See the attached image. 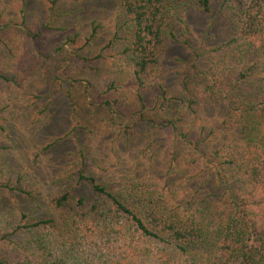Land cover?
Wrapping results in <instances>:
<instances>
[{"label": "rangeland", "instance_id": "rangeland-1", "mask_svg": "<svg viewBox=\"0 0 264 264\" xmlns=\"http://www.w3.org/2000/svg\"><path fill=\"white\" fill-rule=\"evenodd\" d=\"M209 1L210 11L204 13L192 0H167L174 36L165 34L155 87L144 93L142 108L133 95L132 65L124 53L129 44L124 0H24L22 7L20 0H3L10 15L20 8L26 14V29L4 32V40L16 50H22L29 32L39 35L37 45L46 52L66 34L80 32L85 38L92 25L96 28L87 44L80 41L53 62L47 60L42 74L20 79L21 98L4 114L6 128L0 130V173L20 175L29 193L0 189V226L21 213L27 216L24 223L54 222L42 234L25 231L20 236L23 242L32 239L38 264H211L216 227L230 205L214 167L233 158L245 173L260 159L264 74L258 52L249 51L239 39L230 1ZM174 10L178 12L172 16ZM100 50L102 61L96 58ZM75 79L103 84L114 80L118 92L107 97L123 106L116 104L109 112L94 106L87 83H73ZM157 84L165 89L170 108L153 112ZM6 88L0 82L1 97ZM190 98L197 104L187 116ZM198 128L206 129L199 138ZM216 149L230 156L220 158ZM89 178L117 195L149 228L163 227L164 221L188 229L197 225L205 241L184 254L167 231L160 239L141 235L96 197ZM65 194L69 200L57 207L56 199ZM79 197L86 207L100 201L93 225L79 221L81 226H73ZM153 205L161 207L159 214L147 209Z\"/></svg>", "mask_w": 264, "mask_h": 264}, {"label": "trees", "instance_id": "trees-1", "mask_svg": "<svg viewBox=\"0 0 264 264\" xmlns=\"http://www.w3.org/2000/svg\"><path fill=\"white\" fill-rule=\"evenodd\" d=\"M20 1L22 7L24 0ZM192 1L199 11L204 13L210 11L209 0ZM227 1H230L233 15L238 23L239 39L249 51L258 52V63L260 64L258 66L264 74V0ZM122 9L129 21V44L126 45L124 53L127 54L132 65L133 95L139 105L145 108L144 93L155 87L159 48L165 34L174 36L171 29L173 21L170 23L169 20L171 5L167 3V0H124ZM177 12L174 10L172 16H175ZM12 27L26 29V14L23 12V8H20L17 15H10L8 6L4 4L3 0H0V82L7 84L5 98L0 96V130L3 132L6 128L5 121H3L4 114L11 111L13 104L22 95L24 83L20 79L29 73L42 74L41 70L45 67L47 60L50 63L53 62L56 56L69 51L68 48L72 51V47L75 48V45L82 40L87 44L96 34L94 25H92V33L89 37L84 38L80 32L66 34L63 36L62 42L50 47L45 52L39 44L37 45L39 35L29 32L28 38L24 40L22 50L20 48L16 50L4 40V32ZM46 29L53 33L58 32L49 26H46ZM166 31L168 32L165 33ZM183 35L185 36V31ZM108 43L109 45L106 47L111 48L113 40ZM66 47L67 49H65ZM103 52L104 50H100V53L96 55L100 61H102ZM74 56L77 59L86 60L80 55ZM83 82L87 83V88L84 86L86 90L90 89L91 94L94 95L92 98L94 106L102 107L108 112L115 110L116 104L123 106L119 99L107 97L109 94L118 92L114 80L108 79L105 84L102 81L93 80L75 79L73 81V83ZM156 87L158 93L151 111L170 108V99L163 86L157 84ZM188 87V85H184L187 91H189ZM159 98L161 102L158 104L157 99ZM31 99L36 101L33 97H29L28 101ZM196 104L195 100L191 98L188 100L184 111L187 116L192 113ZM205 132V128H198L196 137L199 138ZM189 135L184 134L183 137L187 138ZM214 154L220 158L230 156V154H220V149H216ZM214 172L217 175L218 185L223 186L226 195H229L230 205L227 208L228 214L226 210L225 215L221 216L223 221L216 227L218 242L215 246V254L209 259L210 263L264 264V147L261 149L258 162L251 165L247 172H242L238 160L233 158L220 161L216 168L214 167ZM88 180L96 197L106 200L117 215L124 217L126 222L134 226L141 235L160 239L159 234L167 231L175 241L177 250L184 254L189 251L190 246L205 241V232L197 225H192L188 229L187 225L178 226L164 221L163 227L159 225L156 230L149 228L143 219L126 206L117 195L108 192L105 186L97 183L93 178ZM0 189L29 194L22 187V177L12 172L5 176L0 173ZM68 200L69 196L65 194L56 199L55 204L61 208ZM75 206L78 211L74 213L76 217L72 223L74 227L81 226L82 221L83 224L93 225L94 219H98L100 201L97 199H94L89 207H86L84 198L79 197ZM147 209L156 214L161 212V207L158 205L149 206ZM9 217L4 219V221L7 220L6 226H0V264H38L32 239L23 242L20 236L25 231L42 234L48 224L54 223L53 220L49 218L36 219V221L24 223L23 221L27 218L24 213L20 214L19 219L11 218L12 215ZM194 222L199 224L200 221L195 220Z\"/></svg>", "mask_w": 264, "mask_h": 264}]
</instances>
